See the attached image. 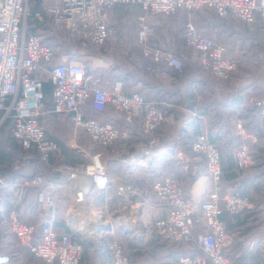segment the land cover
Returning <instances> with one entry per match:
<instances>
[{
	"label": "built area",
	"instance_id": "obj_1",
	"mask_svg": "<svg viewBox=\"0 0 264 264\" xmlns=\"http://www.w3.org/2000/svg\"><path fill=\"white\" fill-rule=\"evenodd\" d=\"M31 1L0 0V128L6 121H11L13 138L23 147L35 149L40 159L51 167L49 161L57 149V142L47 136L40 123V116L45 113L69 115L71 125L58 131L57 137L74 140L82 132L93 145L102 149H112L114 143L124 148L133 132L129 128L119 129L111 119L86 117L85 106L99 112L110 107L126 122L139 118L140 129L146 139L139 145L137 154L119 159L124 164L135 166L160 158V152L154 150L159 144L156 131L165 123L175 125L176 116L173 111L159 107L136 90L126 93L121 79L108 81L102 70H87L81 57L59 55L55 52L58 50L50 46L48 37L39 32L40 29H30V21L44 23L48 19L57 33L63 37L69 35L81 46L90 43L114 51L122 46V41L110 42L115 33L114 23L109 22L114 7L139 5L144 13L134 20L132 45L154 64L151 67L154 76L163 79L166 72L160 67L180 70L183 63L167 41L156 38V25L149 14L169 16L182 10L192 14L207 9L223 19L258 23V32L264 36V0H41L42 12L33 15L29 13ZM183 32L184 48L197 57L199 65L215 79L227 80L237 71V60L228 55L227 47L208 37L204 29L197 27L192 20L185 22ZM42 74L50 76L53 84L49 109L44 104ZM248 103L264 116V95H251ZM189 114L192 119L202 118L197 107H192ZM231 129L236 139L235 168L238 172L249 171L257 166L255 147L259 135L246 127L242 117H234ZM73 148H78V145ZM190 149L203 157L210 181L211 189L203 201L186 196L181 182L172 175L155 179L150 185L140 188L113 185L100 151L86 153L88 161L75 168L62 164L61 169L68 171L69 175L60 182L46 181L43 175L36 174L24 179L20 185H42L39 192L42 208L52 212L56 208L55 193L73 180L72 198L63 214V221L66 227L81 232L85 242L95 248L105 247L109 264H129V258L118 240L104 237V233L113 232L114 226L107 213L106 201L100 206L87 204V195L92 190H114L115 212L124 228L135 214L134 202L138 207V203L148 202L149 196L153 195L163 208V216L152 220V232L168 243H192L201 251L195 255H182L178 264H234L242 258V252L236 245L237 233L224 228L220 215L223 210L231 215H243L251 209L252 202L247 195L221 192L223 171L220 152L205 129L194 134ZM19 198V193L15 192V202ZM6 222L17 242L46 263H80L83 243L72 239L67 231L56 232L50 219H42V228L39 229L37 225L23 222L15 211H10ZM107 225L109 229H105ZM135 225L140 235L141 224ZM9 260L8 254L0 252V264H7Z\"/></svg>",
	"mask_w": 264,
	"mask_h": 264
},
{
	"label": "crops",
	"instance_id": "obj_2",
	"mask_svg": "<svg viewBox=\"0 0 264 264\" xmlns=\"http://www.w3.org/2000/svg\"><path fill=\"white\" fill-rule=\"evenodd\" d=\"M35 12H42L41 6L35 9ZM143 13L144 11L139 5H116L109 18V22L114 23L115 28L110 42L122 41V45L127 39H131L132 42L135 35L134 20ZM209 14L214 13L203 9L192 14L182 10L171 16L155 14L148 16L156 25V38L167 40L172 45V51L177 52L179 56L185 54L182 52L185 50L183 31L187 20H192L197 27L203 28L208 37L223 43L227 47V51H264V38L258 32V23L246 24L233 18L223 19L214 15L211 17ZM47 22L49 23L48 19L44 23ZM40 24L43 28V23ZM178 27L182 28L181 39L171 43L173 32ZM61 35L59 32V44L53 47L58 50L55 52L59 55H77V51L72 47L73 44L64 43ZM118 49H122V46ZM116 50L107 53L106 56H97L99 63H91L92 66L102 70L108 81L114 78L121 79L126 93L136 90L143 94L147 100L154 101L159 107L175 113V125L165 124L166 127L156 131V135L159 137V144L156 147L160 152V158L137 166L119 161L126 155L137 154L138 147L145 141L146 135L141 132L139 118L132 122H126L110 107L99 112L87 105L84 108V113L86 117L90 118L111 119L119 129L129 128L132 130L133 137L124 148L118 143H114L112 149H102L100 146L93 145L82 132H79L74 140L70 137H57L58 131L60 132L71 125L69 115L45 113L40 116L39 120L45 133L57 142V149L49 161L53 167L45 165L41 159L40 161L36 157H28L26 149L23 150V146L21 147L12 137L11 126L10 129L2 130L0 132V179L3 182L0 184V252L11 257L7 264H49L34 257L30 251L17 242L14 235L8 230L6 218L10 211H15L23 222L37 225L39 229L42 228V219L48 218L56 232L67 231L71 237L81 238L84 252L79 264L110 263L105 247L95 248L92 244L85 242L81 236L66 227L63 221V214L72 198L73 180L65 183L64 188L55 193L56 208L52 212H47L42 208L39 195L43 188L42 185H20L24 179L32 178L36 174L43 175L46 181L60 182L69 175L68 171L61 169L62 164L72 168L83 165L88 161L86 153L92 151L102 153L103 162L113 185H132L140 188L150 185L155 179L172 175L181 182L186 196L199 201L206 199L211 185L205 171L204 160L202 156L195 155L190 149L192 137L201 129L208 132L220 152L223 171L221 192H237L247 195L252 202L251 209L243 215H231L224 210L220 215L224 228L237 233L236 245L242 252V258L235 261L234 264H264V116H261L248 103L249 96L264 95V84L258 85V83L247 81L244 75L245 68H254L255 66L240 64L238 72L228 82L215 81L207 71L194 63L182 71L184 75L179 73L176 76L172 74L174 69L160 67L159 69L166 72L164 79L159 78L158 83L154 81L150 85L142 84L139 90L137 88L140 86V81L137 79L127 89V80H124L125 77L121 75V71L129 66L135 68L137 64L136 61L126 58V51ZM142 67L144 68V66ZM149 71L154 76L151 67ZM194 104L200 107L198 113L202 115V118L199 120L192 119L189 114V110ZM50 107L51 96L45 100V108L49 109ZM234 117L244 118L249 128L260 136L256 146L257 166L245 172H238L234 165L236 139L231 129ZM74 145H78V148H73ZM72 159L75 161L72 162ZM13 184L15 186H12ZM15 192L20 195L18 202H15L14 199ZM115 199L113 189L106 192L92 190L87 195V204L100 206L106 201L107 213L110 215L114 229L112 233L106 232L103 235L107 240H118L115 238V232L120 230L124 234L125 237H122L124 243L118 241L126 250L129 264H178V259L182 255L201 253L193 244L185 246L179 243H168L152 232V220L163 216V208L158 205L153 195L149 196L148 202L138 203V207L134 202L135 214L126 223L129 228L122 226L124 223L115 212ZM137 223L141 224L140 235L137 234L135 228ZM79 238L73 239L80 241Z\"/></svg>",
	"mask_w": 264,
	"mask_h": 264
},
{
	"label": "rangeland",
	"instance_id": "obj_3",
	"mask_svg": "<svg viewBox=\"0 0 264 264\" xmlns=\"http://www.w3.org/2000/svg\"><path fill=\"white\" fill-rule=\"evenodd\" d=\"M209 15H211V14H209ZM211 17H213V15H211ZM181 35H182V28L178 27V29L175 32H173V37L171 38L172 39L171 43H175V42L179 41L181 39ZM261 37L264 38V36H261ZM126 41L129 44L132 43L131 39H127ZM70 46H71V44H70ZM134 47L132 50V51H135V54L133 55V59H134V61H136L135 63L137 64V66H135V68H133L131 66H129L128 68L125 67L124 70L121 71V75H123L125 77V79H124L125 81L127 80V82H126L127 83L126 84L127 89H129V87L133 84V82H135L138 79L140 81V84H139L140 86L137 89L139 90L142 84L150 85L154 81L156 83H158L157 81H160V80H159V78L154 77L150 72H148L145 69V67L148 63L141 57V55H139L140 54L139 49L137 47H135V48ZM75 51H77L76 56L81 57L82 61H85L84 63L86 64V67L92 66L91 63H95V64L99 63L97 61V58H99V57H97V56H101L102 54H104V51L99 49L98 46L90 48V51H93L94 53H100V55H97L95 57L86 56L88 51H85V50L77 49ZM239 53H240L243 64L255 66L254 68H245L244 69L245 70L244 75H245L246 80L251 81L252 83H256V84L258 83V85H260L261 83L264 84V51H239ZM184 58H185L184 68H187L188 65H191V63H194V61L190 60L187 57V54H184L183 59ZM244 62H246V63H244ZM142 66H144V68ZM136 67H137V69H136ZM180 74L184 75L183 72H180ZM229 79H232V77ZM229 79H227V80H229ZM7 123L9 125V129H10L11 121H8ZM165 124H167V123H165ZM165 124L162 125L161 128H163L164 126L166 127L167 125H165ZM8 125H7V127H8ZM95 150H97V149H95ZM154 150H157V147ZM126 228H129L128 224H126ZM122 237L123 238L125 237L124 234L120 230H117L115 232V238H117L118 240H120L124 243V241L122 240Z\"/></svg>",
	"mask_w": 264,
	"mask_h": 264
},
{
	"label": "trees",
	"instance_id": "obj_4",
	"mask_svg": "<svg viewBox=\"0 0 264 264\" xmlns=\"http://www.w3.org/2000/svg\"><path fill=\"white\" fill-rule=\"evenodd\" d=\"M121 5V4H120ZM41 6V0H32L31 1V7H30V11H29V13L31 14V15H33L34 14V11H35V9H38L39 7ZM122 6H124V5H122ZM212 15H214V16H216V17H218L217 15H215V14H212ZM171 16V15H170ZM38 21H30L29 22V26H30V29L32 30V29H34V28H38V29H40L39 30V32L41 33V34H43L44 36H47L48 37V39H49V44H50V46H52V47H55L56 45H58L59 44V33L57 34V32H56V30H55V28H54V26L52 25V24H50V23H43L42 24V26H43V28H41V24L39 23ZM53 27V28H52ZM69 35H67V37H63V35H61L60 37H62V41L64 42V43H67V42H69V43H71V44H73V49H75V50H77V49H81V50H85V51H88L87 52V56H97V55H100V53H94L93 51H90V48H93V47H95L94 45H92V44H87V45H85V46H81V45H79L78 44V41L76 40V39H74V40H71V38L70 37H68ZM165 40V39H164ZM165 41H167V40H165ZM168 42V41H167ZM170 45V44H169ZM172 45H170V48H171V50H173L172 49V47H171ZM135 48V47H134ZM99 49H101L102 51H104V54H102L103 56H106V54L107 53H110L111 51H108L107 49H106V47H99ZM118 51H126V58L128 59H131L132 61H134V59H133V55L135 54V51H132L133 50V47H132V45L131 44H129V43H127V41H125L124 42V45H122V49H117ZM115 52V51H114ZM139 52H140V50H139ZM175 52V51H174ZM183 53H185V54H187V57L190 59V60H192V61H194V64H196V65H198V66H200L199 65V63H198V60H197V57H195V56H192L190 53H189V51L187 50V49H185L184 51H182ZM176 54H177V52H175ZM228 53L231 55V56H233V57H235V59L237 60V71H238V67L240 66V64H243L242 63V59H241V56H240V53H239V51H228ZM93 54V55H92ZM95 54V55H94ZM228 54V55H229ZM101 55V56H102ZM139 55H141V57L142 58H144L143 56H142V54H141V52H140V54ZM184 56V55H183ZM183 56H180L181 57V59H182V63H183V65H182V68L180 69V70H176V69H174L173 71H172V74L174 73V75L176 76L177 74H179L180 72H182V70L184 71V69H186V68H184V60H185V58L183 59ZM144 60L148 63L147 65H146V67H145V69L148 71V72H150L149 71V68L150 67H154V64H152L148 59H146V58H144ZM244 63H246V62H244ZM84 66H85V68L87 69V70H91V69H97V67H94V66H90V67H86V64L84 63ZM201 67V66H200ZM201 69H203L204 71H207V70H205L204 68H202L201 67ZM237 71L232 75V79L234 78V76L236 75V73H237ZM208 72V71H207ZM209 73V72H208ZM210 74V73H209ZM210 76L211 77H213L211 74H210ZM106 77V76H105ZM214 78V77H213ZM41 79H42V81H43V93H44V104H45V100L49 97V96H51V88H52V82H51V78H50V76H48V75H43V76H41ZM115 79V78H114ZM232 79H229V80H217V79H215L214 78V80L215 81H217V82H221V81H231ZM192 107H197V109H198V112L200 111L199 109H200V107L198 106V105H196V104H194ZM164 109V108H163ZM8 121H6L2 126H1V128H0V132L2 131V130H4V129H8L9 127H7V125H8V123H7ZM245 125H246V127L248 128V129H251V128H249V126L247 125V123H246V121H245ZM9 126V125H8ZM259 135V134H258ZM13 137V136H12ZM15 139V138H14ZM259 139H260V136H259ZM15 141H17L16 139H15ZM18 142V141H17ZM20 145H21V143L20 142H18ZM258 144V143H257ZM257 146V145H256ZM21 147H22V145H21ZM256 148V147H255ZM22 149L23 150H25L26 152H27V155H29L28 157H36V159H38V160H40V157H39V155H38V153L35 151V149H32V148H23L22 147ZM258 158V157H257ZM51 160V159H50ZM41 161V160H40ZM75 160H73L72 159V162H74ZM21 161L19 160V163H20ZM44 163V162H43ZM45 165H46V163H44ZM20 167V165L18 166V168ZM240 194V193H239ZM241 195H243V194H241ZM63 224V223H62ZM64 229V228H63ZM73 237V236H72ZM73 238H75V239H78L79 237H73ZM72 238V239H73ZM79 240L81 241V238H79ZM84 244H85V242H84ZM190 244H192V243H189V244H186V245H190ZM185 245V246H186ZM194 245V244H193ZM194 249V248H193ZM31 253V252H30ZM32 255L34 256V257H37V256H35L33 253H32ZM191 255H194V254H191ZM39 258V257H38ZM10 259H11V257H10Z\"/></svg>",
	"mask_w": 264,
	"mask_h": 264
},
{
	"label": "water",
	"instance_id": "obj_5",
	"mask_svg": "<svg viewBox=\"0 0 264 264\" xmlns=\"http://www.w3.org/2000/svg\"><path fill=\"white\" fill-rule=\"evenodd\" d=\"M110 228V226L109 225H107V226H105V229H109ZM74 233H76L77 235H79V236H81L82 238H83V235H82V233L81 232H79L77 229H75V228H70Z\"/></svg>",
	"mask_w": 264,
	"mask_h": 264
}]
</instances>
